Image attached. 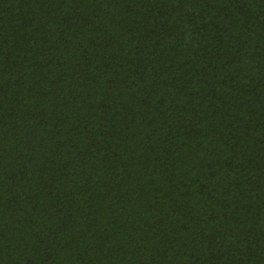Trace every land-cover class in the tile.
I'll use <instances>...</instances> for the list:
<instances>
[{
    "label": "trees",
    "instance_id": "obj_1",
    "mask_svg": "<svg viewBox=\"0 0 264 264\" xmlns=\"http://www.w3.org/2000/svg\"><path fill=\"white\" fill-rule=\"evenodd\" d=\"M0 264H264V0H0Z\"/></svg>",
    "mask_w": 264,
    "mask_h": 264
}]
</instances>
